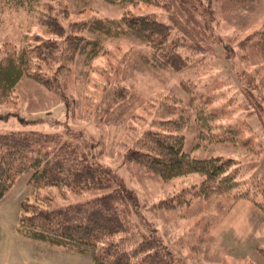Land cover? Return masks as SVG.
<instances>
[{"label":"trees","instance_id":"obj_1","mask_svg":"<svg viewBox=\"0 0 264 264\" xmlns=\"http://www.w3.org/2000/svg\"><path fill=\"white\" fill-rule=\"evenodd\" d=\"M73 1L84 5L78 13L89 5L87 0H0V17L5 8L21 10L35 15L52 34L42 49L26 45L0 53V97H11L29 78L65 102V111L72 106L73 117L76 101L68 93L67 77L76 64L83 60L90 66L107 54L109 40H135L146 48L143 64L177 75L189 98L167 94L159 99L147 127L129 145L125 161L163 181L200 176L192 189L152 204L149 212L182 209L194 198L231 193L264 212V172L248 175L237 159L200 152L212 145L238 144L255 150L252 143L264 141V97L253 79L245 77V68L235 72L241 67L228 54L234 49L216 38L213 42L218 24L214 18L219 15L215 0H102L124 13L65 23L72 10L61 4ZM226 2L234 6L246 0ZM140 5L160 7L165 16L134 13ZM239 45L263 57L264 24ZM203 54L210 58L208 65L222 70L220 61H231L228 91L234 90L232 101L242 110L240 115L235 117L231 103L209 101L206 92L194 90L187 73L196 61L202 62ZM135 100L129 88L112 84L96 104L106 113L107 108L123 109ZM106 139L104 129L94 140L71 126H57L50 133H0V200L22 175L31 174L27 184L32 191L21 203L18 233L69 255L89 256L94 264H185L147 220L137 194L102 160Z\"/></svg>","mask_w":264,"mask_h":264},{"label":"rangeland","instance_id":"obj_2","mask_svg":"<svg viewBox=\"0 0 264 264\" xmlns=\"http://www.w3.org/2000/svg\"><path fill=\"white\" fill-rule=\"evenodd\" d=\"M87 1L89 5L83 13H78L84 7L82 3H62L61 7L72 10L70 18L64 19L65 23L96 15L116 18L125 11L102 0ZM215 2L219 15L214 18L218 24L213 42L221 40L219 44L223 42L227 48L234 49L233 52L230 49L228 54L232 53L229 57L232 56L231 60L241 67L235 72L245 68V77L253 79L259 94L264 97V56H254L249 49H242L239 45L264 24V0H246L234 6L225 4V0ZM132 11L165 16L164 10L155 6L140 5ZM50 38L52 34L38 23L33 14L5 8L0 17V53L26 45L42 49ZM105 45L108 47L107 54L96 58L90 66H86L83 60L79 61L67 77L68 93L73 94L76 101L73 103V117L72 106L65 111V102L57 95L24 78L11 97H0V133L28 130L50 133L56 131L57 126H71L98 140L101 129H104L107 132V151L102 160L115 169L137 194L147 220L159 230L164 244L185 264H264L261 252L264 251V212L251 202L236 198L234 193L194 198L190 206L182 209L149 212L148 207L152 204L176 196L185 189H192L200 182V176L163 181L126 162L125 154L129 145L147 127L154 113L153 105L159 99L173 94L187 101L189 96L177 75L156 71L143 64L141 53L146 52V48L137 41L109 40ZM219 47L217 51L222 53ZM217 51L215 49L214 53ZM203 55L206 56L202 62L196 61L197 66L187 73L194 90L206 92L209 101L217 99L216 103H231L235 117L240 115L242 110L232 101L234 90L228 91L232 81L226 74L233 76L231 61L221 60L222 70L221 67L208 65L210 58L207 54ZM112 84L129 88L136 100L123 109L115 106L107 108L105 113L96 103ZM226 110L227 107L225 113ZM251 146L255 150H250L249 145L238 144L212 145L200 152L207 157L237 159L243 170L247 169L248 175L263 173L264 141L256 139ZM30 175H22L0 200V264H94L89 256L69 255L62 249L34 242L18 233L21 203L32 191L27 184Z\"/></svg>","mask_w":264,"mask_h":264}]
</instances>
